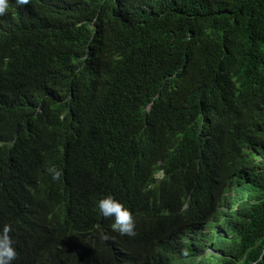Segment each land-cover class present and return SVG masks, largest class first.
<instances>
[{"label": "trees", "instance_id": "1", "mask_svg": "<svg viewBox=\"0 0 264 264\" xmlns=\"http://www.w3.org/2000/svg\"><path fill=\"white\" fill-rule=\"evenodd\" d=\"M1 27L28 50L0 60L11 264H116L185 224L162 196L177 204L215 174L244 185L227 206L233 243L194 264H264V0H30ZM166 146L185 158L169 162ZM104 194L141 208L135 236L80 232Z\"/></svg>", "mask_w": 264, "mask_h": 264}, {"label": "clouds", "instance_id": "2", "mask_svg": "<svg viewBox=\"0 0 264 264\" xmlns=\"http://www.w3.org/2000/svg\"><path fill=\"white\" fill-rule=\"evenodd\" d=\"M29 2L30 0H0L2 61H11L28 51L22 37L8 35L3 30L1 19L10 11L27 7ZM31 27L30 24L24 26V31L29 37L34 34ZM149 108L150 103L145 110L148 111ZM13 142L14 139L11 140L10 146ZM163 154L169 162L185 158L183 151L177 146H166ZM48 172L54 180L62 175L54 166L49 167ZM159 175L163 177L164 172L161 170ZM243 190L244 185L239 180L215 174L207 180L196 177L184 185L183 197L177 204L162 196L160 203L166 217L179 216L185 224L174 230L166 239L155 242L150 248L119 253L116 264H194L196 257L220 255L233 243L235 224L227 206L232 204ZM22 192L26 196L27 204L38 205L35 191ZM95 208L98 222L91 220L85 223L87 216L79 222V230L84 235L92 236L99 227L103 237L110 234L133 237L139 231L138 224L145 220L139 206L113 194H104L97 198ZM10 232L11 226L7 224L0 230V264H11L17 257ZM187 252L190 255H187Z\"/></svg>", "mask_w": 264, "mask_h": 264}]
</instances>
